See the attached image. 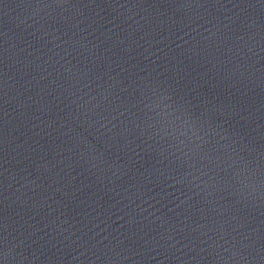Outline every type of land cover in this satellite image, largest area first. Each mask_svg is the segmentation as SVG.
Returning <instances> with one entry per match:
<instances>
[{
	"label": "water",
	"instance_id": "obj_1",
	"mask_svg": "<svg viewBox=\"0 0 264 264\" xmlns=\"http://www.w3.org/2000/svg\"><path fill=\"white\" fill-rule=\"evenodd\" d=\"M50 3L0 0L7 264H264V7ZM157 74L192 82L202 141L145 128ZM196 144L207 158L185 165L182 193L169 161Z\"/></svg>",
	"mask_w": 264,
	"mask_h": 264
},
{
	"label": "snow or ice",
	"instance_id": "obj_2",
	"mask_svg": "<svg viewBox=\"0 0 264 264\" xmlns=\"http://www.w3.org/2000/svg\"><path fill=\"white\" fill-rule=\"evenodd\" d=\"M171 2L192 4V0H171ZM241 2L250 3V0H241ZM66 3H68V0H51V3L46 5L48 7H61ZM208 3H219V0H208ZM258 3L261 7H264V0H258ZM191 83V81H186L184 84H180L172 77H162V74H157L144 82L140 87L142 98L139 103L143 104L144 108H147L152 113L151 116L142 121L145 128H157L159 131L167 132L169 135H172L179 128H184L196 140L202 141L203 137L199 133L205 124L209 123L211 115L197 111L198 106L193 104L186 91ZM137 127L139 128L140 125H137ZM169 129L172 131L169 132ZM159 131L157 134H159ZM180 135H185V132H180ZM189 153L191 155L188 153L184 154L188 156L187 160L177 157L174 161H169L170 171L176 172L177 176L180 177L179 180H176V183L181 185L178 190L182 193L185 187L191 191V188L188 187L191 181H186L184 175H181L185 165L193 167L197 159L207 158V154L204 153L200 144H196L193 148H190ZM145 156L149 160L155 159L154 156L147 152ZM249 163L247 160H242L240 162L241 170L249 168ZM257 166L260 168V179L257 184L252 185V188L254 191H258L261 196H264V161ZM156 171H159V169H156ZM188 175H191V173H188ZM233 175L239 176L240 173L236 172ZM171 178L176 179V177ZM3 211L0 208V264H5V246L8 242L7 236L2 235V233L7 231ZM259 239L264 241V231L259 234Z\"/></svg>",
	"mask_w": 264,
	"mask_h": 264
},
{
	"label": "clouds",
	"instance_id": "obj_3",
	"mask_svg": "<svg viewBox=\"0 0 264 264\" xmlns=\"http://www.w3.org/2000/svg\"><path fill=\"white\" fill-rule=\"evenodd\" d=\"M13 251H14V245H10V242H8L5 246V262H6V264H7V261L9 259H14Z\"/></svg>",
	"mask_w": 264,
	"mask_h": 264
}]
</instances>
